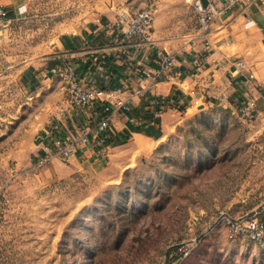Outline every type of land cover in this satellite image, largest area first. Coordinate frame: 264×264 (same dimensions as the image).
Instances as JSON below:
<instances>
[{
  "label": "rangeland",
  "instance_id": "374dc122",
  "mask_svg": "<svg viewBox=\"0 0 264 264\" xmlns=\"http://www.w3.org/2000/svg\"><path fill=\"white\" fill-rule=\"evenodd\" d=\"M21 1L16 16L0 20V79L18 80L25 67L55 54L60 36L93 17L158 5ZM12 89L16 99L0 106V264H264V236L234 239L223 219L264 220L260 104L251 120L220 101L193 106L152 151L134 153L127 165L119 157L72 169L62 160L35 163L39 101L27 102L17 83Z\"/></svg>",
  "mask_w": 264,
  "mask_h": 264
},
{
  "label": "crops",
  "instance_id": "0c3cea01",
  "mask_svg": "<svg viewBox=\"0 0 264 264\" xmlns=\"http://www.w3.org/2000/svg\"><path fill=\"white\" fill-rule=\"evenodd\" d=\"M208 1L217 7L209 35L212 46L209 48L200 36L201 30L194 24V21L198 22V14L193 5L182 0L157 1L155 43L177 54L176 69L183 70L182 73L177 75L173 72L151 91L131 99V114L140 123L127 121L121 112L113 111L108 157L98 155L95 149L86 145L70 158L57 156L54 161L62 160L73 169L122 157V162L127 165L134 153H149L169 135L188 110L197 105L195 100L200 101L199 108L218 101L234 106L250 94L260 96L264 93V0ZM21 3V0H0V7L8 10L6 20L19 13ZM191 11L195 13L192 15ZM116 19L117 13L111 10L93 17L78 26L76 31L60 36L55 44V54L25 67L18 80L1 78L0 92L4 93L6 102L0 106L13 102L10 98L16 99L12 88L17 83L27 102L32 98L39 101L42 125L53 117L60 127L59 134L75 131L90 119H98L96 106L78 108L67 100L65 102L61 68L70 64L78 74L103 87H134L139 85L133 75L135 67L156 66L154 47L140 46L135 39L124 37L116 29ZM230 57L244 60V73L238 74L228 62ZM250 73L254 74L252 79L249 78ZM48 95L54 97L51 103H48L51 101L47 99ZM259 104L264 108L263 99ZM43 126L33 139V149L42 153L50 145L47 128ZM30 149L31 145L26 148V153ZM7 158L6 162L10 159Z\"/></svg>",
  "mask_w": 264,
  "mask_h": 264
},
{
  "label": "built area",
  "instance_id": "2783aa9c",
  "mask_svg": "<svg viewBox=\"0 0 264 264\" xmlns=\"http://www.w3.org/2000/svg\"><path fill=\"white\" fill-rule=\"evenodd\" d=\"M190 1L198 14L200 36L204 38L209 48L212 46L209 35L217 7L211 2L208 3L207 7H204L202 0ZM19 8V10H22L24 6ZM156 11L157 5L155 1H152L144 8L123 9L119 11L116 19V29L124 37L135 39L140 46L149 45L155 49L156 66H137L133 71V75L139 81L138 86L103 87L78 74L70 64L60 69V75L66 82L67 101L71 106L78 108L96 106L99 117L95 121L90 119L75 131L61 134L58 133V130H60L58 123L53 121L50 127L46 129L50 145H48L45 152L42 153L38 150L34 155L35 163L38 166L50 163L57 156L68 159L79 148L86 145L95 149L98 155L108 157V148L111 145L108 138L113 132L111 122L113 111L121 112L127 121L140 123V120L131 114V99L136 95H144L151 91L158 82L173 75V72L177 75L182 73L183 70L176 69L177 54L161 48L155 43L153 34ZM7 17L8 10L5 7H0V20L7 19ZM228 62L234 66L238 74L244 73L246 69L244 60L239 57H230ZM253 77L254 74L250 73L249 78L252 79ZM260 97L264 98V93H261L260 96L248 95L242 102L233 106L234 111L244 120L257 117L262 113L259 109ZM195 103L197 105L201 104L198 99L195 100ZM223 219L229 227L230 236L234 239L245 235L251 239L259 240L264 236V220L258 216H245L239 219L223 217ZM185 248L181 249L179 253H187L188 251Z\"/></svg>",
  "mask_w": 264,
  "mask_h": 264
},
{
  "label": "water",
  "instance_id": "95a60500",
  "mask_svg": "<svg viewBox=\"0 0 264 264\" xmlns=\"http://www.w3.org/2000/svg\"><path fill=\"white\" fill-rule=\"evenodd\" d=\"M208 2H209L208 0H202L203 6H204V7H207Z\"/></svg>",
  "mask_w": 264,
  "mask_h": 264
},
{
  "label": "trees",
  "instance_id": "16d2710c",
  "mask_svg": "<svg viewBox=\"0 0 264 264\" xmlns=\"http://www.w3.org/2000/svg\"><path fill=\"white\" fill-rule=\"evenodd\" d=\"M108 141L109 142H112V137L111 136L108 138Z\"/></svg>",
  "mask_w": 264,
  "mask_h": 264
}]
</instances>
